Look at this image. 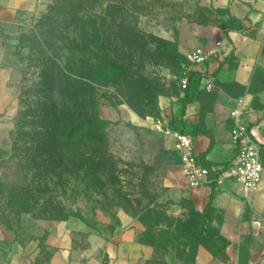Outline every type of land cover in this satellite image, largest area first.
Listing matches in <instances>:
<instances>
[{
    "label": "rangeland",
    "instance_id": "1",
    "mask_svg": "<svg viewBox=\"0 0 264 264\" xmlns=\"http://www.w3.org/2000/svg\"><path fill=\"white\" fill-rule=\"evenodd\" d=\"M235 108L264 136V0H0V264H264V184L218 170ZM175 130L227 149L203 184Z\"/></svg>",
    "mask_w": 264,
    "mask_h": 264
},
{
    "label": "built area",
    "instance_id": "2",
    "mask_svg": "<svg viewBox=\"0 0 264 264\" xmlns=\"http://www.w3.org/2000/svg\"><path fill=\"white\" fill-rule=\"evenodd\" d=\"M216 49L198 46L189 53V60L197 66H205ZM186 81L187 79H184V83ZM231 115L235 119L231 137L236 146V154L233 160L218 170L225 175L237 177L246 190H251L257 187L264 169L260 148L248 124L242 120V108H235ZM172 137L173 149L179 154L182 170L188 182L192 186H198L208 181L211 168L205 165L197 154L194 135L175 130L172 131Z\"/></svg>",
    "mask_w": 264,
    "mask_h": 264
},
{
    "label": "trees",
    "instance_id": "3",
    "mask_svg": "<svg viewBox=\"0 0 264 264\" xmlns=\"http://www.w3.org/2000/svg\"><path fill=\"white\" fill-rule=\"evenodd\" d=\"M241 21L242 20L238 16H236V15H234L232 13L231 16H230V22L227 23L226 25H224V27H223L225 33L229 34V32L232 31V30L241 31L242 29H244L245 27H243V23H241ZM237 23H239L240 25H238ZM232 54H234L233 50H232ZM228 59H229V55L223 56L221 58V60L219 61V66H218L217 70L215 71V73L218 72L225 65V62ZM197 74L201 75V73L198 70H191L189 72V77L192 78V77H194ZM191 94L192 93L190 92V87L187 86L186 89H185L184 96L180 98V101L182 102V113L186 112L188 104L190 102H192V96L193 95H191ZM249 129H250V126H249ZM198 131L202 132V131H200V129ZM211 144H212V142H211ZM211 144H210V146H211ZM210 146L208 147L207 150L210 149ZM206 151L203 152V155H205L204 153H206ZM203 155H201L200 158L202 159V162L205 165L214 166V165H218L219 164V163H216V162H211V161L203 159ZM215 187H216V180H214V183H212V192L210 193L209 200H208V202L206 204L205 210L202 213V222H201L200 229L209 238L221 241L222 242V251H223L224 254H226L225 250H226V247L229 245L230 240L227 237H225L224 235L220 234V233H212V232H210L209 227H208V225H209V209L211 208V203H212V200L214 198Z\"/></svg>",
    "mask_w": 264,
    "mask_h": 264
},
{
    "label": "crops",
    "instance_id": "4",
    "mask_svg": "<svg viewBox=\"0 0 264 264\" xmlns=\"http://www.w3.org/2000/svg\"><path fill=\"white\" fill-rule=\"evenodd\" d=\"M230 36V35H229ZM230 38V37H229ZM217 68H218V66H217ZM217 68H216V70H217ZM215 70V71H216ZM215 73V72H214ZM187 110V109H186ZM252 119V121H253V116L251 117ZM242 119H243V117H242ZM244 121V120H243ZM244 122H246V121H244ZM248 126H250V129H251V131H252V134H253V136H254V138H255V140L258 142V145H259V148H260V156H261V160H262V163H263V166H264V159H263V155H262V148L264 147V143H262L263 141V138H264V136H263V132H262V125L261 124H258V123H255V122H253V123H250ZM194 145H195V150H196V152H197V154L199 155V157L201 156V155H203V152H205L207 149H208V147L210 146V144H211V142H212V144H211V146H210V149L209 150H207L206 151V153H204L205 155H203V159H205V160H208V161H211V162H216V163H219V162H221V161H223L226 157H227V149H220L221 150V152H223V158L221 159V160H216V159H214V158H208V155H209V153H212L213 151H215L216 150V148L214 147L215 145H214V141H213V139H210L209 141H208V143H207V145H204L202 148H201V151H197V149H196V136L194 135ZM230 148L231 149H233L234 150V152L231 154V156L230 157H228V158H230V159H228L225 163H223V165H225V164H227L228 162H230L231 160H233V158L235 157V154H236V146H235V144L234 143H231V145H230ZM201 159V158H200ZM202 160V159H201ZM222 165V163H219L218 165ZM222 165V166H223ZM215 166V165H214ZM210 167V166H209ZM211 168V167H210ZM262 180V181H261ZM261 183H262V185L264 184V169H263V173H262V178H261ZM216 189H217V187H215V190H214V198H213V200H212V203H211V208L209 209V223H210V220H211V209L213 208V206H214V201H215V198H216ZM212 192V185L210 186V192H209V196H210V193ZM209 196H208V200H209ZM208 200H207V202H208ZM207 202H206V204H207ZM206 204H205V206H204V208H203V210H202V213L204 212V210H205V207H206ZM208 227H209V225H208ZM211 232V231H210ZM212 233H216V232H212ZM218 233V232H217ZM220 234H222V235H224L223 233H221V232H219ZM206 235V234H205ZM225 237H227L226 235H224ZM208 237V236H207ZM228 238V237H227ZM229 239V238H228ZM230 244V243H229ZM228 247H229V245L226 247V250H225V252H226V255H228L229 256V249H228ZM223 252V251H222ZM217 264H228V262H227V260L225 261V262H222V261H220L219 263H217Z\"/></svg>",
    "mask_w": 264,
    "mask_h": 264
}]
</instances>
